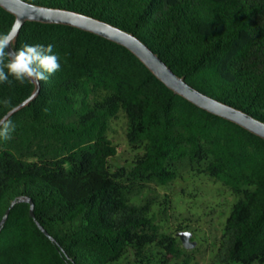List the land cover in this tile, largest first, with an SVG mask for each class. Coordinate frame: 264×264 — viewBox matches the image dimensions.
<instances>
[{
	"label": "trees",
	"instance_id": "trees-1",
	"mask_svg": "<svg viewBox=\"0 0 264 264\" xmlns=\"http://www.w3.org/2000/svg\"><path fill=\"white\" fill-rule=\"evenodd\" d=\"M25 1L134 34L192 86L264 122V0ZM16 18L0 3V34ZM23 44L53 45L61 68L0 138V226L12 201L29 197L53 239L19 201L0 230V264H190L169 223L173 184L187 172L235 197L210 264H264L263 136L176 92L94 31L27 19L12 41ZM9 80L0 119L37 87ZM189 209L178 210L177 229L194 228Z\"/></svg>",
	"mask_w": 264,
	"mask_h": 264
},
{
	"label": "water",
	"instance_id": "water-1",
	"mask_svg": "<svg viewBox=\"0 0 264 264\" xmlns=\"http://www.w3.org/2000/svg\"><path fill=\"white\" fill-rule=\"evenodd\" d=\"M0 3L16 14L17 18L15 23L19 21L21 26L27 19L69 23L81 28L94 31L126 45L131 50H133L168 86L173 88L176 92L184 95L201 107H204L223 117L236 121L237 123L264 137L263 121L254 118L250 114L240 109L223 103L192 86L183 77L177 75L158 54H156L147 44H145L134 34L95 17L67 9L36 5L25 0H0ZM12 50H14V48L11 44L8 48V51ZM39 90L40 82H37L35 91L21 103L8 111L1 119H8L14 112L29 103L38 94ZM23 200L30 202V213L32 217L36 220L39 227L53 239L52 235L47 231V229L37 220L34 211L35 204L33 199L24 196L17 197L12 201L11 205L6 210L1 220L0 230L5 224L11 208L17 202ZM177 234L180 236L182 244L185 248H193L196 245V241L191 239L192 233L190 230H182Z\"/></svg>",
	"mask_w": 264,
	"mask_h": 264
},
{
	"label": "rangeland",
	"instance_id": "rangeland-1",
	"mask_svg": "<svg viewBox=\"0 0 264 264\" xmlns=\"http://www.w3.org/2000/svg\"><path fill=\"white\" fill-rule=\"evenodd\" d=\"M117 138L123 147L122 136L118 134ZM184 176L185 179H179L173 184L174 201L179 208L169 219L171 230L175 231L178 238L179 231H191V239L196 241V245L193 248H186L189 250L190 264H210L222 231L224 216L229 212L235 197L225 190L220 182H215L204 174L195 176L187 172ZM189 206L193 213L194 230L177 229L180 222L184 224L183 214H178V210L184 212ZM120 264L135 263L132 259H122Z\"/></svg>",
	"mask_w": 264,
	"mask_h": 264
},
{
	"label": "clouds",
	"instance_id": "clouds-1",
	"mask_svg": "<svg viewBox=\"0 0 264 264\" xmlns=\"http://www.w3.org/2000/svg\"><path fill=\"white\" fill-rule=\"evenodd\" d=\"M20 26L17 21L9 32L0 34V83L11 84L9 76L20 83L25 80L47 82L50 76L61 68L60 58L54 53L53 45L23 44L19 49L6 51ZM15 127L11 120L0 119V138L10 139Z\"/></svg>",
	"mask_w": 264,
	"mask_h": 264
}]
</instances>
